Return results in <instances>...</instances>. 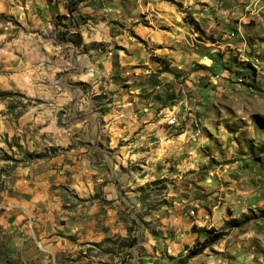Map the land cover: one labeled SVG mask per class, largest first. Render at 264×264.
Listing matches in <instances>:
<instances>
[{
    "label": "rangeland",
    "instance_id": "obj_1",
    "mask_svg": "<svg viewBox=\"0 0 264 264\" xmlns=\"http://www.w3.org/2000/svg\"><path fill=\"white\" fill-rule=\"evenodd\" d=\"M223 1L212 8L215 13L225 8ZM173 2L184 17L181 4ZM240 13L230 25L224 14L210 17L207 26L218 34L200 28L195 36L200 43H194L200 57L186 71L168 67L169 80L132 72L143 98L156 102L158 110L167 115L186 110L179 116L187 127L176 135L186 131L183 149L165 159L173 175L137 188L139 207L129 210L137 218L128 216L129 238L108 243L119 258L135 243L131 234L138 220L160 205L198 218L190 249L199 247L196 242L206 239L207 230L222 234L200 255L188 259V251L172 264H264V0L243 2ZM93 20L87 0H0V264H75L84 258L57 257L39 243L35 247L13 233L7 209L29 176L26 169L46 167L62 150L55 141L73 120L70 102L91 88L78 78L79 56L107 51L103 42L82 47L93 33ZM109 32L123 35L120 22H113ZM108 46L122 50L121 42ZM111 75L108 81L130 86L125 84L129 76L116 66ZM97 98L100 104L108 96ZM160 123L166 126L163 115ZM169 190L184 199L168 203L163 196Z\"/></svg>",
    "mask_w": 264,
    "mask_h": 264
},
{
    "label": "crops",
    "instance_id": "obj_2",
    "mask_svg": "<svg viewBox=\"0 0 264 264\" xmlns=\"http://www.w3.org/2000/svg\"><path fill=\"white\" fill-rule=\"evenodd\" d=\"M173 1L181 4L206 34L215 36V27L207 26L210 17L213 21L216 14H224L230 21L223 22L230 25L240 16L241 4L251 0H224L220 5L225 8L216 13L212 8H217L220 0ZM87 4L88 14L97 21L89 25L93 33L84 38L82 47L103 42L107 51L95 54L90 50L79 56L82 69L78 78L91 88L70 102L73 120L55 141L62 149L59 154L49 158L44 168L26 169L28 178L8 201V222L13 233L33 241L37 248L39 243L50 255L84 257L75 264H172L189 251L196 239L191 227L199 221L177 214L174 207L158 205L142 215L131 234L135 243L123 258L107 246L113 240L129 238L128 216L137 219L129 210L139 207L137 188L173 175L165 159L183 149L181 140L186 134L176 136L187 127L179 116L186 110L178 108L179 115L158 110L156 102L143 98V88L135 85L138 80L130 78L132 72L165 79L166 72L151 57L186 71L200 57L194 44L200 42L185 23L184 14L169 2L87 0ZM115 21L120 22L123 35L109 32ZM101 29L104 33L96 34ZM111 42H121L122 50L113 52L108 46ZM115 66L129 76L125 82L129 87L108 81ZM100 95L108 98L96 104ZM162 115L166 126L160 123ZM172 117L177 120L174 126L168 125ZM178 198L184 199L173 190L163 196L168 203Z\"/></svg>",
    "mask_w": 264,
    "mask_h": 264
},
{
    "label": "trees",
    "instance_id": "obj_3",
    "mask_svg": "<svg viewBox=\"0 0 264 264\" xmlns=\"http://www.w3.org/2000/svg\"><path fill=\"white\" fill-rule=\"evenodd\" d=\"M163 1L174 4V2L172 0H163ZM177 7L179 8L180 5H177ZM184 21H185V23H187L189 26H191L193 28L195 33H199V34L202 33L198 24L194 21V19L188 13L185 14ZM209 40H211V39H209ZM151 58L154 62L158 63L162 67L161 70H163V71L168 70L167 61H165L161 58H158V57H151ZM205 233L207 234L206 239H204V241L201 243L196 242V244H198L199 247L193 246L189 250L186 258L190 259L194 256L200 255L206 248H209L210 246H212L213 244H215L216 242H218L222 238V234H212V233H214V231L211 229L205 231ZM133 241H135V240L133 239L132 242Z\"/></svg>",
    "mask_w": 264,
    "mask_h": 264
},
{
    "label": "bare ground",
    "instance_id": "obj_4",
    "mask_svg": "<svg viewBox=\"0 0 264 264\" xmlns=\"http://www.w3.org/2000/svg\"><path fill=\"white\" fill-rule=\"evenodd\" d=\"M176 122H177V120H176V118L174 119V117H172V118L169 120L170 125H174V124H176Z\"/></svg>",
    "mask_w": 264,
    "mask_h": 264
},
{
    "label": "built area",
    "instance_id": "obj_5",
    "mask_svg": "<svg viewBox=\"0 0 264 264\" xmlns=\"http://www.w3.org/2000/svg\"><path fill=\"white\" fill-rule=\"evenodd\" d=\"M168 125H170L169 120H168ZM170 126H174V125H170Z\"/></svg>",
    "mask_w": 264,
    "mask_h": 264
}]
</instances>
